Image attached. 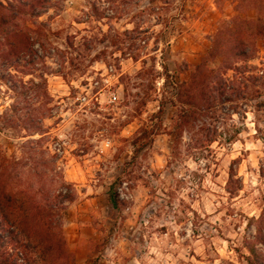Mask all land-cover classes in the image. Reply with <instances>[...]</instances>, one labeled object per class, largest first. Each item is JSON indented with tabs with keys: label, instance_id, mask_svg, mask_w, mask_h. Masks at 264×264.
<instances>
[{
	"label": "rangeland",
	"instance_id": "obj_1",
	"mask_svg": "<svg viewBox=\"0 0 264 264\" xmlns=\"http://www.w3.org/2000/svg\"><path fill=\"white\" fill-rule=\"evenodd\" d=\"M54 1L38 19L42 59L27 52L15 67L0 60V154L26 160L25 147L43 137L33 126H45L36 152L49 164L40 170L55 161L77 191L64 225L74 261L62 262L248 264L246 242L264 221V37L249 61L255 69H241L237 92L225 96L233 101L220 108L218 125L241 128L238 139L224 134L209 152L191 149L185 133L174 153L173 134L179 86L204 61L218 68L230 57L213 62L217 35L237 16L264 18V0ZM105 65L115 68L120 98L81 106L83 85ZM38 175L25 180L39 187Z\"/></svg>",
	"mask_w": 264,
	"mask_h": 264
},
{
	"label": "trees",
	"instance_id": "obj_2",
	"mask_svg": "<svg viewBox=\"0 0 264 264\" xmlns=\"http://www.w3.org/2000/svg\"><path fill=\"white\" fill-rule=\"evenodd\" d=\"M54 3V0H0V60L15 67L13 63L25 60L27 52L42 59L34 48L41 41L38 37L44 35V26L38 25V19L55 9ZM261 37H264L262 17L253 20L237 16L217 35L210 54L213 62L220 53H230V57L220 60L218 68H211L208 61H204L197 66L191 79L179 86L181 109L177 130L173 134L174 153L179 152L182 145L180 138L185 133L191 135V149L209 152L213 144L224 138V134L230 143L238 139L241 128L235 126V132L229 133L218 125L220 108L226 101H233L225 96L229 92H237L239 75L245 72L241 69L247 72L255 69L249 61L255 57L258 51L256 42ZM244 60L246 65L239 66ZM33 63L27 61L26 65ZM229 71L238 75L228 78ZM160 113L163 114L162 109ZM32 129L43 137L25 147L29 155L26 160H14L0 154V264H67L62 260L74 261V254L67 244L64 225L68 204L75 201L77 191L74 185L60 176L55 161L50 162L52 166L47 172H41V167L49 163L38 155L36 149L43 147L48 132L43 125L35 129L33 126ZM198 135L201 138L197 139ZM28 167L35 171L26 170ZM38 172L42 179L39 187L25 180L26 175H37ZM235 183L238 180L233 167L229 181L231 191H234ZM111 197L118 208L115 193ZM260 244H264L263 220L258 222L255 239L246 242L248 264H264Z\"/></svg>",
	"mask_w": 264,
	"mask_h": 264
},
{
	"label": "built area",
	"instance_id": "obj_3",
	"mask_svg": "<svg viewBox=\"0 0 264 264\" xmlns=\"http://www.w3.org/2000/svg\"><path fill=\"white\" fill-rule=\"evenodd\" d=\"M114 70L113 66L105 65L104 73L100 74V77L95 76L86 80L87 84L83 85L85 92L77 99L81 106L88 105L92 101L99 103L100 97L107 94L109 95L110 103L118 101L120 98L119 88L115 90L116 84H114V80H117L118 76L114 74Z\"/></svg>",
	"mask_w": 264,
	"mask_h": 264
}]
</instances>
